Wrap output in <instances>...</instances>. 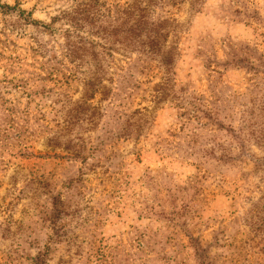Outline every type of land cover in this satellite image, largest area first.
I'll use <instances>...</instances> for the list:
<instances>
[{"label": "rangeland", "instance_id": "rangeland-1", "mask_svg": "<svg viewBox=\"0 0 264 264\" xmlns=\"http://www.w3.org/2000/svg\"><path fill=\"white\" fill-rule=\"evenodd\" d=\"M0 264H264V0H0Z\"/></svg>", "mask_w": 264, "mask_h": 264}, {"label": "trees", "instance_id": "trees-1", "mask_svg": "<svg viewBox=\"0 0 264 264\" xmlns=\"http://www.w3.org/2000/svg\"><path fill=\"white\" fill-rule=\"evenodd\" d=\"M142 3V1L139 3L135 2L130 6L128 5L125 10L120 12L123 18L122 24L124 27L129 25L130 21L132 22V24L127 27V31H123L122 33L127 36L125 40L129 43V45L134 44L141 47L149 45L153 46L157 41L150 39L152 33L155 32V34H159V32L152 29V26H154L153 23H149L147 21V7H145L147 4L142 6ZM91 85L99 86L101 83L98 79H94Z\"/></svg>", "mask_w": 264, "mask_h": 264}]
</instances>
